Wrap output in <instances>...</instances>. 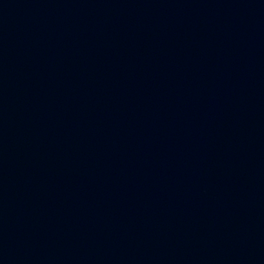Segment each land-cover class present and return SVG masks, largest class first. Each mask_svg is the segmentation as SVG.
<instances>
[{
    "label": "water",
    "instance_id": "water-1",
    "mask_svg": "<svg viewBox=\"0 0 264 264\" xmlns=\"http://www.w3.org/2000/svg\"><path fill=\"white\" fill-rule=\"evenodd\" d=\"M0 264H264V0H0Z\"/></svg>",
    "mask_w": 264,
    "mask_h": 264
}]
</instances>
